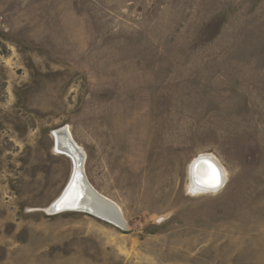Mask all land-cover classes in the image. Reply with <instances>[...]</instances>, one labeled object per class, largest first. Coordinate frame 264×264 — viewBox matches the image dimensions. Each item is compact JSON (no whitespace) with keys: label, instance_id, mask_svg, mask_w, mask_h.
<instances>
[{"label":"rangeland","instance_id":"obj_1","mask_svg":"<svg viewBox=\"0 0 264 264\" xmlns=\"http://www.w3.org/2000/svg\"><path fill=\"white\" fill-rule=\"evenodd\" d=\"M62 127L127 229L48 210ZM0 264H264V0H0Z\"/></svg>","mask_w":264,"mask_h":264},{"label":"water","instance_id":"obj_2","mask_svg":"<svg viewBox=\"0 0 264 264\" xmlns=\"http://www.w3.org/2000/svg\"><path fill=\"white\" fill-rule=\"evenodd\" d=\"M53 136L55 146L58 144V140L59 138H61V136L67 137V145L73 153L69 154L73 162V170L70 180L64 191L62 192L60 197L50 206V208H52L51 213L54 214L64 211L85 212L111 224L117 225L124 230L127 229L128 222L125 220L123 212L119 209L118 205L112 200L100 194L90 183L84 169V153L79 149V146L72 138L70 132L66 129L63 130V128H59L53 131ZM205 156L206 155H199L197 159L192 162L194 164L192 175L193 181L204 189H219L220 187H206L203 183L207 178L201 177V173L199 172V167L201 165L210 164L213 166L214 164L219 172L221 170L217 163Z\"/></svg>","mask_w":264,"mask_h":264},{"label":"bare ground","instance_id":"obj_3","mask_svg":"<svg viewBox=\"0 0 264 264\" xmlns=\"http://www.w3.org/2000/svg\"><path fill=\"white\" fill-rule=\"evenodd\" d=\"M63 128V130L64 129H66V130H68L69 132H70V134L72 135V132H71V130L68 128V127H62ZM62 128H60V129H62ZM72 138L74 139V137H73V135H72ZM66 139H67V137H65V136H61V138H59V142H58V144L55 146V147H57V148H55L57 151H59V152H63V154H67V155H69V154H73L72 153V151H71V149L68 147V145H67V142H66ZM76 142V141H75ZM78 145V144H77ZM79 146V149L84 153V163H86V153H85V150L80 146V145H78ZM202 155H206L205 157H208L209 159H211V160H213L215 163H217V165L219 166V168L221 169L220 170V172H221V176H222V183H221V185H220V188H222L223 187V185L225 184V181L227 180V176H228V172H227V169L222 165V162L221 161H219V158L217 157V156H215L214 154H212V153H205V154H202ZM197 159V158H196ZM195 159V160H196ZM194 160V161H195ZM209 165L210 164H208V165H206V164H204V165H201L200 167H199V172L201 173V177H206L207 178V176H208V173H209V171H210V168H209ZM213 166L215 167V165L213 164ZM193 168H194V164L192 163L191 164V167H190V181H191V184L189 185V190L192 192V193H196V194H200V193H207V192H211V191H217V190H219V189H210V190H208V189H204V188H201L199 185H197L196 183H194V181H193ZM216 168V167H215ZM84 169H85V166H84ZM100 193V192H99ZM101 194V193H100ZM104 196V195H103ZM106 197V196H105ZM109 199V198H108ZM57 200V199H56ZM114 202V201H113ZM53 204V203H52ZM51 204V205H52ZM50 205V206H51ZM118 205V204H117ZM118 207H119V209L123 212V210H122V208L118 205ZM50 212H52V208H50L49 207V209H48ZM58 213V212H57ZM123 216H124V212H123ZM124 218H125V216H124ZM125 220H126V218H125ZM127 221V220H126Z\"/></svg>","mask_w":264,"mask_h":264},{"label":"snow or ice","instance_id":"obj_4","mask_svg":"<svg viewBox=\"0 0 264 264\" xmlns=\"http://www.w3.org/2000/svg\"><path fill=\"white\" fill-rule=\"evenodd\" d=\"M209 168L210 171L208 173L207 179L203 183L209 188H219L222 183L220 172L212 165H209Z\"/></svg>","mask_w":264,"mask_h":264}]
</instances>
